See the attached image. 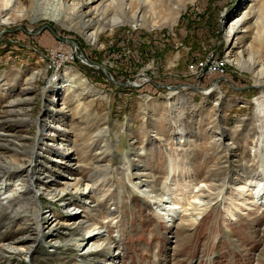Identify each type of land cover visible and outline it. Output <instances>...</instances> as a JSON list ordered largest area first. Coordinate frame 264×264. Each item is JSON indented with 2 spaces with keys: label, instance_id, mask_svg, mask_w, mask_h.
I'll list each match as a JSON object with an SVG mask.
<instances>
[{
  "label": "rangeland",
  "instance_id": "374dc122",
  "mask_svg": "<svg viewBox=\"0 0 264 264\" xmlns=\"http://www.w3.org/2000/svg\"><path fill=\"white\" fill-rule=\"evenodd\" d=\"M68 1L73 4L86 2L61 0L60 3L67 4ZM101 1L96 0L92 6ZM247 1L252 0H189L172 28L176 15L157 8L154 12L157 21L167 18L166 26L153 29L115 26L111 32H100L97 45L87 40L83 24L78 25L76 21L53 23L40 14L33 0L19 1L20 7L32 10L27 17L18 16L8 22L7 13H0V77L8 85L6 87H10L7 92L0 85V131L15 136L26 135L25 130L30 134L36 131L43 134L40 119L41 122L44 119L46 126L57 123L45 111L49 103L42 95L50 82V74L53 79L66 69H75L87 78L93 94L100 93L97 97H88L80 109L76 107L77 101L72 99L73 111L69 113L72 119L60 121L67 130L61 127L55 136L45 141L52 147L50 152L45 151L40 166L41 172H48L51 176L49 180L41 181V185L53 183L60 174L73 177L72 171L69 175L60 170L56 161L63 159L64 155L53 150L56 151L58 135L69 136L71 144L75 140L74 156L80 163V170L74 171L75 178L82 181L84 189L85 185H92L94 191L91 196L96 208L90 207V203L86 207L81 206L78 194L70 192L67 199H72L81 208L76 206V210H80L69 217L66 209L42 195L43 202L45 200L44 221L53 216L59 218L53 233L45 231L60 243L53 247L55 244L50 240L41 242L30 264H106L115 251L120 253L117 257L120 264H264V216L246 217L256 211L255 206L247 208L240 216L246 200L253 199L250 203L254 198L252 194L248 195L250 192H239L240 185L250 183L251 177L260 175L256 171H261V165L264 166V112L261 113L257 105L259 102L264 106L263 90L256 87L254 73L227 62L228 53L236 50V46L237 51L245 52L250 44L254 49H264V45L253 39L263 40L256 30L251 33L246 29L256 20L254 9H247L253 19L244 21L237 43L229 38L234 13ZM54 4L60 8L59 2V6ZM260 4H264V0L257 3V10ZM248 6L250 8V4ZM66 41L76 44L82 59L86 58L88 63L78 60L68 62L60 69L53 68L49 54L56 46L68 47L70 43ZM212 54L216 56V68L222 75L206 74ZM35 71L41 73L34 82H27L28 76ZM211 85L217 86L221 92L222 110L214 107L216 93L212 96L204 93L211 89ZM29 86H33L29 90V96H32L30 105L19 103L5 107L14 99L8 97L11 90L18 93ZM49 95V98L54 97L51 93ZM169 98L173 102H184L186 106L174 110L168 105ZM11 108L15 110L9 112ZM52 108L55 107L52 105L47 111ZM109 110H113L112 118ZM215 113L220 116L216 122ZM65 122L67 126L72 124L82 131L78 136L68 133ZM103 125L108 128L103 129ZM99 127L103 130V138L96 140L92 136ZM110 130L111 134H108ZM182 131L187 142L179 138L184 134ZM219 137L221 142L217 141ZM24 142L31 144L32 140ZM104 142L108 143L111 152L98 154V148ZM174 142L185 145L180 147ZM3 146L0 143V152L4 150L7 156L12 157L13 150L6 151ZM141 151L144 152L141 154ZM170 157L173 159L172 169L168 163ZM13 158L27 162L31 156L21 153ZM110 166L111 169L107 170ZM74 168L71 167L76 170ZM145 173L152 176L147 177ZM7 176L0 175V179ZM142 178L149 182L155 193L165 190V194L173 196L177 205L183 206L187 213L195 210L191 205L196 202V195L211 199L215 205L199 216L196 224L171 228L172 216L161 210L163 202L149 198L147 190L140 192ZM240 178L242 180H238ZM228 179V187L232 186V191L224 196L221 204L220 198L224 195L222 192ZM87 201L90 200L81 202ZM20 203H25V207L20 209L19 206L18 212L9 216L0 214V264H29L26 257H23V262L19 261L20 255L8 258L3 252L4 245L9 240H18L21 242L19 245H23L26 242L23 240L28 237L34 243L38 225H44L41 215L38 220L35 218L39 211L30 201L22 200ZM57 208H61L63 214ZM257 208L259 215L264 214L262 207ZM19 212L28 213V217L24 219ZM80 218H86L89 229L68 226ZM94 228L101 232L100 235L89 237ZM119 235L124 238V246L121 247L119 242V245L109 248L108 241L114 243ZM85 237L83 243L82 238ZM214 237L218 240L215 241ZM93 243H97L98 248L94 247L95 252L87 254ZM78 244H82L80 249Z\"/></svg>",
  "mask_w": 264,
  "mask_h": 264
},
{
  "label": "bare ground",
  "instance_id": "6f19581e",
  "mask_svg": "<svg viewBox=\"0 0 264 264\" xmlns=\"http://www.w3.org/2000/svg\"><path fill=\"white\" fill-rule=\"evenodd\" d=\"M19 1L22 2V0H0V13L2 12L7 13L6 21L9 22L13 18H17L18 16L27 17L28 13H31L32 10H27V9H24L23 7H20ZM33 1L36 3L37 10L40 12V14H42L45 19H49L53 23L62 24V21H66V22L76 21L78 25L83 24L86 29L87 40L95 44L98 42L100 32H103V31L111 32L113 31V28L115 26H119V25L128 26L129 25V26H133L136 28L140 27V28H148V29H153L157 26H160V27L166 26L168 24L167 18L163 19L162 21H157L158 18L155 16V13H154L157 8H160V9L164 8L168 10V12H171L172 14L176 15V17H174V22L171 25V28H172L174 24L178 22V19L180 18L181 13L187 8L186 4L189 0H103V2L101 1L98 5H95V6H92V4L96 0H92V1L86 0V2L82 4H73L69 1L67 2V4L65 3L61 4L60 3L61 0H53L54 1L53 4H50L52 0H33ZM58 2L60 6L58 5ZM54 3H56V5H58L60 8L55 6ZM134 3L136 4V8H134ZM247 3L248 1L240 9L235 11L234 13L235 17L232 20L233 24L229 28V38L236 44L238 41L237 35L242 32L241 30H242V25L244 21L247 20L248 18L252 20L254 17L256 18V20L252 21V24L250 23L249 27L247 26L246 29L248 32H251V33H253V30L255 29L256 33H258L260 38H263V40H260L259 38H256V39L253 38V39L256 40V42L258 43L260 42L259 44L264 45V4H260L261 5L260 9L257 10V7H258L257 3H261V0H252L251 2L249 1L248 4ZM249 4H250V8L248 6ZM247 9L256 10L253 13V17L251 16V14L248 12ZM106 18L107 20L108 18H110L108 22L105 21ZM159 22L160 23L162 22V23L160 24ZM235 49L236 50H232L228 53L227 62L230 64L232 63L236 68L238 67L240 69L248 70L254 73L255 78H256L255 85L256 87L262 88L263 90L262 98H264V58H263L264 49L263 48L260 49V47L259 48L255 47L254 49L251 46V44L250 46L247 47L246 52L237 51V46L235 47ZM245 55H248V57L245 58ZM84 62L88 63L87 61H84ZM66 63L68 62H62V66L65 65ZM60 68L61 67H58V69ZM66 70L67 71H65L64 73L62 72L63 75L61 73L59 74L60 76L57 75L55 78L51 79L48 86L44 88L43 93H42L43 97L49 103L47 104L48 108L46 107L45 111L48 112L49 116H51L52 119H55L57 121L55 125L52 124V125L46 126V124L43 123L44 119L42 120L43 122H41V119H40V127L41 125L44 127L42 131L43 134H41V131L39 133L36 131V133L30 134L29 133L30 131L25 130L24 133L26 135L15 136L16 134L9 133L4 130H2L4 132L0 131V143L2 145H5L3 146V148L6 151L13 150V156L14 155L17 156V154H21V153H26L31 156L29 160L27 159L28 160L27 161L28 163H27L23 159L21 160L16 159V158H13V156L11 157V155L7 156L4 153V150L0 152V175H7V174L9 175L6 178L2 177V179H0V186H1L0 187V195H1L0 196V214L4 213L5 215L9 216L11 214H14L15 212H18L19 206H20V209L22 207L23 208L25 207V203L21 204L20 201L28 200L32 203L31 205L34 207V209L39 211L35 215L36 216L35 218L38 220L39 215H41L42 217L43 212H44L43 204H45V200L43 202L42 197L46 196L47 198H49V200H52L53 203L59 204L63 209H66L67 216L71 217L74 212L76 214L77 211L80 210V209L76 210L75 207L76 206L77 208H81V207L76 205L77 203L75 204L74 201H72V199L71 200L67 199L68 194L70 192H75L78 194V197L80 200L78 202L82 204L81 206L86 207L90 203L92 204V206L90 207L96 208V205L92 201L93 197L91 196L92 192L94 191V188L92 187V185L87 184L85 185V189H84L82 181L79 178H75L74 171L80 170V163H79V158H77L76 155L74 156L76 142L75 140H73V143H72L73 145L71 144V142H68L69 136L61 137L60 135H58L59 138L57 139L59 142L56 140L58 142L55 145L56 151L55 150L53 151L54 153H58V154L62 153V155H64L63 159L60 158L61 160L56 161L60 165L58 167L61 168L60 170L62 172L68 173L69 175H71V171H72L73 177L68 178L67 176L60 174L58 180L54 181L53 183H50L51 181H48V183L50 184L44 185L45 183L42 182L43 185H41V181L49 180V178H51L48 172H41V168H40L41 162L43 161L42 156L45 154V151L50 152L51 151L50 147H52V145H50L49 143L48 144L45 143V141L49 137L51 138L57 134L56 130H59L62 127L60 121H63V119H66V121L69 122L72 119L71 117H69V115H71L69 113L73 111L71 109V104H73L71 102L72 99L73 101L75 100L77 101L76 107H79L80 109V107L83 106L84 101L88 97H91V96L97 97L100 94L99 92H95L94 94L92 93L91 89L88 86L87 78L85 76H82V74L79 71L75 69H66ZM40 73L41 71L32 72L28 76L26 81L29 83L34 82V80L36 79V76ZM29 83H26V85H28ZM0 85H2L4 89L7 90V92L9 91L10 87H6L8 85L6 84L5 81L3 83V78L1 77H0ZM32 88L33 86L25 87L18 93H12L13 91L11 90L8 97H13L14 99L10 101V103H8V105H6L5 107H14V106H17L19 103H27L30 105L32 101V96H29V90ZM96 90L100 91L99 89H96ZM50 93L53 94L54 96L53 98H49ZM204 93L207 96H212V94L216 93L214 94L216 95V102H215L214 107L218 110H222L221 106H222L223 98L217 86L212 87L211 89H209L208 91ZM52 105L55 108H52L51 111H47L48 109H51ZM168 105L171 106V108H173L174 110L178 111L179 109L185 107L186 103L184 102L177 103L176 101L173 102V100L170 99L168 100ZM257 105H258L259 111L263 113L264 112L263 104H259L258 102ZM14 110H15L14 108H11L9 112L14 111ZM28 110L29 109H27L26 111ZM45 111H42V112H45ZM108 112L111 113V110H109ZM219 117H220L219 114H216L214 117V121L216 122L219 119ZM11 118H9L8 121H10ZM67 122H65V126L68 128V131H69L67 132L76 133L75 136H78L79 132H81L82 130H77V128H75L74 126L72 127V124L67 126ZM102 128L107 129L108 126L103 125ZM102 128L99 127L98 130L93 134L92 138L96 140L102 139L103 130H100ZM183 133L185 134V132ZM232 133L234 134V132ZM21 134H23V132ZM184 134H181L180 136L179 135L178 136L180 139L184 140V142H187L186 134L185 135ZM28 139L32 140L31 144L29 142L28 143L24 142V140H28ZM173 139L174 138L172 136V140ZM217 141L221 142V138L219 137ZM175 144H177L180 147H183L185 145L184 144L183 146H181L179 145V142H176ZM37 145L38 147L36 148ZM35 149H37L38 152H35L36 151ZM98 149H100V152L98 154H102V155L103 154L106 155V152H111L110 147L107 142H104L103 146L99 147ZM143 152L144 151H141V154ZM168 163H169V167L172 169L173 159L171 157L168 158ZM71 167H76L74 168L76 170H72ZM212 171L213 170H211L210 172ZM145 175L147 177L152 176L151 173H145ZM242 175L245 177V174H242ZM64 176L66 177L65 179H63ZM141 180H142L143 185L141 186L142 190L140 192H142L143 190H147V192L150 194L148 196L149 198L154 197L163 202V204L162 203L160 204L162 207L161 210L167 212L166 214H169L170 216H172L171 224H170L171 228L175 226L176 227L177 226L187 227L191 224H196L197 220L199 219V216L204 215L209 208L215 205V203H213L211 199L206 200L204 196L196 195L195 196L196 202L193 201L191 205L192 206L191 208L195 210L192 213H187L184 211L185 209L183 208V206L181 207L178 206L172 197L165 194L166 193L165 190L155 193V191H153V189L148 184L149 182L147 180H145L144 178H142ZM250 180H252L250 183L244 182L240 185L241 187H239V192H243V193L250 192L248 195L252 194V198L255 197V200H254L255 206L262 207L261 210H262V213H264V177L252 176ZM199 190L200 189L198 188L197 192ZM259 190H261V195H258L256 197L255 193L259 194ZM223 198H224V195L220 198L221 201L218 200V202L220 201L222 204ZM83 200H90L91 202L90 201L89 202L87 201L86 203L81 202ZM160 205H158L157 208H159ZM56 210H58L60 214H63V210L61 211V208H57ZM197 210H199V212H197ZM19 213L22 214V216L19 215V217L21 216L24 219L28 217L27 216L28 213L26 214H23L21 212ZM187 216H191V218L188 219ZM55 217L53 216L50 219L46 218V221H44V218L42 217V223L44 225L43 226L42 224L38 225V228L36 231L37 233L35 234V238L37 237V239L35 240L34 243H33L34 240L30 239L29 237L28 238L30 241L28 240V238H25V239L23 238L24 239L23 241L26 240V242H24L23 245H19L21 242H19L18 240H15L13 242L9 240V242L5 243L4 245V249H3L4 254L8 258L17 257L18 255H20V258L18 257L17 258L21 262H23V257H26V259H28L27 263L30 264L31 260H33V254H35L38 251V248H39L38 245L41 242L44 243L45 241L50 240L51 244L53 245L55 244L53 247H56V245L60 243V240L53 239V236L51 237L45 231V230H50L52 231V233L54 232V229L58 226V219H59ZM177 222L179 223L177 224ZM70 225H75V228L81 227L84 229L85 228L89 229L88 228L89 224H87L86 218H80L74 223L72 224L70 223L68 226ZM96 230L98 229L94 228L93 230H91L88 236L90 237V235H94V236L100 235L101 232L96 231ZM105 231L107 232L106 229ZM88 236H86L87 239H89ZM86 237L82 238L83 243ZM122 239L124 240V238L119 235V238L115 239L114 243H111L110 241H108L109 248L111 245H113L114 247L116 244L119 245V242H120V246L123 247L124 242H122ZM213 239L215 241L218 240L217 237H214ZM92 245H93L92 249L86 251L87 254H91V252L94 251V247L96 249L99 246L97 245V243H93ZM78 246L80 249L82 244H78ZM51 251H55V250L51 248ZM156 252H157V249H156ZM86 253H82V255H85ZM118 255H120L119 251L118 252L115 251V253H111L110 258H108V263L106 264H120V262L117 260Z\"/></svg>",
  "mask_w": 264,
  "mask_h": 264
},
{
  "label": "built area",
  "instance_id": "2783aa9c",
  "mask_svg": "<svg viewBox=\"0 0 264 264\" xmlns=\"http://www.w3.org/2000/svg\"><path fill=\"white\" fill-rule=\"evenodd\" d=\"M30 34L32 35V33H30ZM58 39L62 43L64 42L63 39H61V38H58ZM66 43H70L71 45L68 44V47H66V48L61 47V46H56L55 48H53V50H51V53L49 54V59L53 63V68L54 67H62V62L75 63L78 60H81V61L84 59H85L84 61L87 60L86 58L82 59V53L78 52L76 44H72V41H70V42L66 41ZM27 46H30V45H27ZM24 64H27V63H24ZM206 74H208V75H210V74L211 75H222L221 70L216 68V56H215V54H212V56H211L210 66H209ZM207 77H209V76H207ZM51 78H52V74H50V76H49V81ZM213 85H215V84H213ZM213 85H211L210 88H212ZM191 87H197V86H191ZM171 88L172 87H169L170 90H171ZM206 89H209V88H206ZM113 115H114L113 110H111L110 118H112ZM108 134H111V130L108 132Z\"/></svg>",
  "mask_w": 264,
  "mask_h": 264
},
{
  "label": "water",
  "instance_id": "95a60500",
  "mask_svg": "<svg viewBox=\"0 0 264 264\" xmlns=\"http://www.w3.org/2000/svg\"><path fill=\"white\" fill-rule=\"evenodd\" d=\"M85 60V59H84ZM101 68H102V66H100ZM103 70H105L104 68H102ZM106 72V71H105ZM134 87H136V86H134Z\"/></svg>",
  "mask_w": 264,
  "mask_h": 264
}]
</instances>
